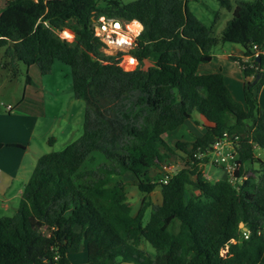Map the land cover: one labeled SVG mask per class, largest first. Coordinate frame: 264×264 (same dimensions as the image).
<instances>
[{
  "label": "trees",
  "instance_id": "1",
  "mask_svg": "<svg viewBox=\"0 0 264 264\" xmlns=\"http://www.w3.org/2000/svg\"><path fill=\"white\" fill-rule=\"evenodd\" d=\"M220 5L232 9L228 0ZM100 17L140 24L128 51L133 69L120 65L124 53L105 51L93 26ZM217 18L218 12L205 25L184 0L4 2L0 66L14 78L19 63L41 75L63 63L84 116L81 135L37 159L15 212L0 217V264H72L69 256L83 244L85 264H264V160L254 153L264 150V109L256 96L258 86L264 90V0L237 2L219 36ZM65 29L72 42L59 36ZM224 44L242 49L228 59L241 70L244 104L220 72L198 70ZM195 113L205 120L203 134L168 144L163 135ZM224 133L237 136L233 180L209 181L198 173L208 159L194 154ZM177 151L183 164L163 184L159 167L180 157ZM126 173L143 194L135 215ZM155 188L158 204L150 200Z\"/></svg>",
  "mask_w": 264,
  "mask_h": 264
},
{
  "label": "rangeland",
  "instance_id": "2",
  "mask_svg": "<svg viewBox=\"0 0 264 264\" xmlns=\"http://www.w3.org/2000/svg\"><path fill=\"white\" fill-rule=\"evenodd\" d=\"M6 0H0V10L4 6ZM121 3H130L135 0H119ZM186 1V7L188 11L194 15L198 20L203 22L205 25H210L214 20L215 14L218 12V18L213 26V35L219 36L221 31L224 29L226 23L232 17V11L236 7L239 1H251V0H228L231 6V10L227 7H222L221 0H184ZM74 21L69 23V26H74ZM131 29H140L137 25H132ZM70 37L73 34L69 29H65ZM65 36V35H64ZM103 37V36H102ZM105 38V37H103ZM107 41V38L104 39ZM110 45L109 42H107ZM106 46V52L109 54H116L118 52L124 53L122 55L123 67L130 70L134 67L136 61L129 56V47H117L112 48ZM233 47L240 46L235 44H224L223 50L228 53L233 50ZM241 49V48H240ZM222 48L216 51L221 52ZM223 53V52H222ZM4 48H0V63L3 61ZM130 59L127 63V59ZM134 62V64H133ZM147 63L144 64L146 66ZM208 64H204V67ZM211 67L217 66L225 74L227 82H231V95L233 99L241 104L243 103V92L239 85L235 83V79L241 77V72L238 69L237 63L230 61L228 58L221 57L211 62ZM27 78L30 79V83L27 82ZM237 82V81H236ZM13 107L15 109L10 117L4 113V109L7 107ZM19 109H25L24 112L17 114ZM80 109H84V103L81 100H75L72 96L71 89V75L69 67L61 62L56 61L52 67V71L48 75H41L39 69L35 65L26 66L19 63L17 68V74L14 78H11V72L9 69L2 68L0 66V114L3 120L0 124L4 128L6 137L13 136V138H19L20 140H26L29 138V134L24 131V126L31 123L32 135V151L31 155L35 152L39 156L62 150L67 144L76 140L80 135V120L82 122V113L79 117ZM62 113V114H60ZM190 126H180L176 131L168 132L163 135L164 140L174 145L176 141L185 143L191 142L197 137L196 129L205 125V120L197 113L193 114ZM189 131V132H188ZM50 136L55 137L54 143H49ZM256 156L264 160V150L258 147L254 148ZM180 157H172L168 161H179L180 167L183 164L181 159L182 154L177 151ZM214 164V163H213ZM208 163L205 171L203 172L204 177L209 181H215L222 178L227 180H233L230 173L225 174L220 168ZM159 175L160 172H159ZM127 186L134 185V180L127 181ZM138 191V190H137ZM191 187L187 188V197L193 193ZM140 192H128L130 197V205L132 212L136 213L139 204L141 203L143 194ZM159 189H155L150 194V200L152 203L160 202ZM13 210V209H12ZM14 211H9L6 216H10ZM8 214V215H7ZM149 218V210L146 212L144 221ZM141 248L146 250L148 253H154V250L146 243L142 242ZM85 246L83 245L75 255L70 256L71 260L77 261L81 255L86 256ZM84 264V263H83Z\"/></svg>",
  "mask_w": 264,
  "mask_h": 264
},
{
  "label": "crops",
  "instance_id": "3",
  "mask_svg": "<svg viewBox=\"0 0 264 264\" xmlns=\"http://www.w3.org/2000/svg\"><path fill=\"white\" fill-rule=\"evenodd\" d=\"M221 48H222L221 52L218 53L217 51H215L213 53V58L211 59L210 62L204 63V64H208L207 66H209V67H204V64H201L199 66L198 70L200 73L220 72L223 76L224 83L227 86V88L231 94L232 83L227 82L225 74H223V72H221V70H218L219 68L217 66L211 67L210 64L213 60H216V59L224 57V56L226 58H228L229 56L241 57L243 52H242V49H240L241 47L240 48L233 47V50L231 52H229V54H228V53L224 52L223 46ZM238 69H239V67H238ZM240 72H241V70H240ZM235 83L241 87L242 92H243L244 79H243L242 73H241V77L239 79L238 78L235 79ZM256 96L258 99L259 107L261 109H264V90H263V87L261 85L258 86L256 89ZM243 103H244V100H243ZM8 107H10V106H8ZM14 110L15 109H13V107H11V109H4V113L7 115V117H10ZM24 110L25 109H19L17 111V114L24 112ZM81 113H82V122H81V120L79 122L80 123V131H81L80 135L82 133L84 109H80L79 117H80ZM60 114H62V113H60ZM1 120H3V117L0 114V121ZM189 121H191V120H189ZM189 121H186L183 125L184 126L185 125L190 126L189 125L190 123H188ZM30 124L31 123L28 121V123L24 126V131L29 134V138H27L26 140H20L17 137L13 138V136H12V138H11V136H10V138L6 137L5 133H4V128L0 124V144L3 145V147L0 149V217L6 216V213H8L9 211L15 212L16 208L19 205V201H20L24 186L26 185V183L28 182V180L32 174V171L36 165L37 159L40 157L35 152L33 153V155H31V151H32V140L31 139L33 138L32 137L33 132H32ZM183 125H181V126H183ZM176 130H174V131H176ZM196 132H197V134H199V135H197V137L201 136L204 132V125H202V127H200L199 129H196ZM55 140L56 139L54 136H50L48 142L52 144L55 142ZM207 165L208 164L203 165L202 172L205 171ZM220 169L222 172L227 174L223 168H220ZM122 178H123V181H125V182L130 181V180H134V177L128 173L124 174ZM222 179H225V178H222ZM155 189H157V188H155ZM153 191L151 193H153ZM125 192L127 195L128 202H130V200H132V199H130V197L128 196V192H133V193L135 192V194H136V192H140V191H139L136 183L134 182V185L131 184L130 187H128L126 184ZM141 193L142 192H140L139 194H141ZM136 195L138 196V194H136ZM160 197H161V195H160ZM160 201H161V199H160ZM155 204H158V203H155ZM140 205H141V203L139 204V207H140ZM139 207H138V209H139ZM132 214L135 215L136 213L132 212ZM83 245L85 246V244H83ZM85 251H86V248H85ZM72 255H75V254H72ZM72 255H70V256H72ZM70 256H69V259H70V262L72 264H83V263L85 264L86 263V256L84 254L81 255L82 257H80L77 261L71 260Z\"/></svg>",
  "mask_w": 264,
  "mask_h": 264
},
{
  "label": "built area",
  "instance_id": "4",
  "mask_svg": "<svg viewBox=\"0 0 264 264\" xmlns=\"http://www.w3.org/2000/svg\"><path fill=\"white\" fill-rule=\"evenodd\" d=\"M132 25L139 26V23L137 21L121 23L119 21L105 19L104 17H100L93 23L95 34L101 38L106 46L108 45L107 42H109L110 45L108 46H112V48L132 47L134 39L136 38L140 30L131 29ZM58 34L61 38L67 40L68 42H72L74 39V37L64 36L63 32H58ZM102 36L105 38H103ZM106 38L107 41L104 40ZM254 48L256 50L254 56L257 57L259 52L256 47ZM129 60L130 59L128 58L126 63ZM122 64L123 62L121 60L120 65L123 67ZM7 109H11V107H7ZM236 141L237 136H229L227 135V133H224L223 137L216 140L210 148H208L206 151L195 153L194 157L198 161L206 157L208 159V163H215L223 166V169L226 171V173H230L231 177L233 178L234 164L232 162V159L234 157V144ZM178 169H180L179 161H165L163 164H161L159 167L161 182L163 184H166Z\"/></svg>",
  "mask_w": 264,
  "mask_h": 264
},
{
  "label": "water",
  "instance_id": "5",
  "mask_svg": "<svg viewBox=\"0 0 264 264\" xmlns=\"http://www.w3.org/2000/svg\"><path fill=\"white\" fill-rule=\"evenodd\" d=\"M256 61H258V59H256ZM257 80H258V77H257L256 79L253 80V83L257 82ZM202 170H203V165H201V168H200V170L198 171V173H201Z\"/></svg>",
  "mask_w": 264,
  "mask_h": 264
},
{
  "label": "bare ground",
  "instance_id": "6",
  "mask_svg": "<svg viewBox=\"0 0 264 264\" xmlns=\"http://www.w3.org/2000/svg\"><path fill=\"white\" fill-rule=\"evenodd\" d=\"M62 32H63V34H64L66 37H70V34L67 33L66 31H62Z\"/></svg>",
  "mask_w": 264,
  "mask_h": 264
}]
</instances>
